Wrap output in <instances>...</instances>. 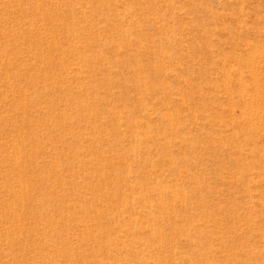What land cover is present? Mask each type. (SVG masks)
Masks as SVG:
<instances>
[{
  "label": "rangeland",
  "instance_id": "rangeland-1",
  "mask_svg": "<svg viewBox=\"0 0 264 264\" xmlns=\"http://www.w3.org/2000/svg\"><path fill=\"white\" fill-rule=\"evenodd\" d=\"M0 264H264V0H0Z\"/></svg>",
  "mask_w": 264,
  "mask_h": 264
}]
</instances>
